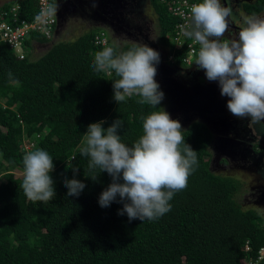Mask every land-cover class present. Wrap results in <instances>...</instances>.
Instances as JSON below:
<instances>
[{
  "label": "trees",
  "instance_id": "16d2710c",
  "mask_svg": "<svg viewBox=\"0 0 264 264\" xmlns=\"http://www.w3.org/2000/svg\"><path fill=\"white\" fill-rule=\"evenodd\" d=\"M15 3L27 22L34 20L36 0L4 3L0 14ZM150 4L159 49L174 53L182 66L183 55L171 41L176 20L159 0ZM245 11L259 15L264 0L246 5ZM101 31L91 28L73 42L55 43L54 36L30 33L21 59L0 42V264H246L264 246V218L240 208L235 180L209 171L212 135L199 122L182 130L185 143L197 152L196 164L187 186L169 201V212L151 221L129 220L118 214L127 202L118 196L108 207L99 205L112 178L98 168L90 170V157L80 155L88 125L103 121L106 129L120 120L117 134L130 147L143 135V117L158 110L139 103L137 95L119 103L113 99L119 77L92 67L102 51L94 43ZM36 45L49 48L34 57ZM132 46L110 43L116 54ZM157 108H163L162 102ZM36 149L53 159L55 197L50 202H32L20 187L23 157ZM73 178L85 184L78 197L67 196L64 187V180Z\"/></svg>",
  "mask_w": 264,
  "mask_h": 264
},
{
  "label": "clouds",
  "instance_id": "9594fccd",
  "mask_svg": "<svg viewBox=\"0 0 264 264\" xmlns=\"http://www.w3.org/2000/svg\"><path fill=\"white\" fill-rule=\"evenodd\" d=\"M57 10V0H53L43 15L56 22ZM190 13L191 22L182 30L200 47L196 65L188 69L178 66L176 60L168 61L173 53L159 48L155 51L144 44L134 43L131 49L116 54L110 47L111 34L101 31L108 47L95 54L92 67L97 72L114 71L119 77L113 82V99L119 103L137 95L141 97L139 103L158 109L143 117V135L130 147L121 142L117 133L122 123L115 120L106 129L102 127L103 121L89 124L85 146L80 149L81 156L90 157V170L98 168L99 173L106 172L112 178L99 196V205L108 207L118 196L121 202L127 201L118 214H126L129 220L151 221L169 212V201L187 186L196 164L197 152L185 143L180 122L171 119L163 108H157L164 94L154 79L156 64L161 80L176 81L188 72L203 69L208 81L218 82L221 96L229 98L226 106L233 116L250 118L252 123L264 121V19L246 17L238 39L235 36L228 39L224 34L229 31V18L233 15L230 6H223L220 0H202L190 7ZM118 19L122 24L121 10ZM170 68L174 71H169ZM22 163L24 175L20 187L25 197L32 202L54 199L50 175L54 164L50 155L36 149L27 153ZM76 171L73 168L74 174ZM63 183L67 196L71 197H78L85 188L84 183L74 178Z\"/></svg>",
  "mask_w": 264,
  "mask_h": 264
},
{
  "label": "flooded vegetation",
  "instance_id": "af4514ba",
  "mask_svg": "<svg viewBox=\"0 0 264 264\" xmlns=\"http://www.w3.org/2000/svg\"><path fill=\"white\" fill-rule=\"evenodd\" d=\"M57 1H61L60 3L57 2L58 10L61 12V17L57 19V24L66 13L83 17H89L88 9L92 11L93 16L97 14L101 15L102 13L99 0H70V3L66 5L64 4L68 2V0ZM146 1L147 0H121L122 4L120 10L122 11L123 19V23L121 24L122 27L129 26L130 28L132 26L135 16L141 13V7H138V5ZM220 2L225 7L230 6L233 13L229 18V31L226 32V35L224 34V38L230 39L235 36L238 39L239 29L244 24L246 17L259 19V15H250L245 11L246 5H253L257 0H220ZM64 7L65 9H63ZM131 19L134 20L131 21ZM180 78L181 79H177L175 83L178 84L182 90H190L194 96H197L192 100L190 107L181 109L179 102L174 112L179 115L178 121L183 125L199 117L202 119L199 123L205 125L211 133L212 138L208 146V156L206 157L209 171L213 175L233 180L237 179V177L232 175L228 176L227 173L230 170L236 175H239L240 172L254 175V178H246L242 175L239 176L244 181L254 180L257 182L258 186H260L259 191L262 193L261 190L264 189V121H261V123H252L250 118H238L233 116L226 106L229 98L221 96L218 82L208 81L203 69L198 68L180 76ZM161 85L168 88L169 83L164 84L163 82ZM203 89H209L208 94L205 95ZM196 92H199V94ZM170 102L172 101L170 100ZM173 102L174 104L177 103L175 99ZM219 157H223L221 162L218 160ZM231 165L234 166L232 167ZM235 181L239 184V189L234 198L241 208L244 201H238V199L241 196V192H243L242 183L239 182L240 178L239 181ZM253 189L254 186L249 187L250 191H254ZM253 195L254 193L250 192V196ZM252 205H257V207L262 208L261 211L257 212L264 216L263 193L261 196H257V201H254L250 205H246V210H249Z\"/></svg>",
  "mask_w": 264,
  "mask_h": 264
},
{
  "label": "rangeland",
  "instance_id": "374dc122",
  "mask_svg": "<svg viewBox=\"0 0 264 264\" xmlns=\"http://www.w3.org/2000/svg\"><path fill=\"white\" fill-rule=\"evenodd\" d=\"M10 1H12V0H0V6L4 3L10 2ZM57 2L60 3L61 1H57ZM150 2H151L150 0H147L146 2L140 3L138 5V7H141L140 8L141 13L139 15L135 16V20L131 19V21L134 20V22L130 28H129V26L128 27H126V26L122 27V25L119 23V21H120L119 19H117L116 21H112L108 17H105V18L99 17V15L93 16V13L90 9H88V16L89 17L73 16L70 13H66L62 16L61 21L57 24L56 31L53 34L54 38H53L52 42H54V43L59 42V41L73 42L79 36L83 35L85 33V31H87L91 28L101 27V28H106V30L105 29H99V30L105 31L107 35L111 34L110 35L111 42H113V44H115L119 47H122L125 44L138 43V44L147 45L148 47L157 51L159 48V46L157 44V32H158L157 18H156V15L154 13L153 8L151 7ZM66 4H67V2L64 5H66ZM259 19H264V11L259 14ZM130 23H132V22H130ZM225 35H226V33H225ZM48 48H49V45H36V46H34V50H33L34 55L33 56L34 57L40 56ZM155 67L157 69V74L154 77V79L160 86L159 90L162 91L164 94L163 100L161 101L163 109L170 115L171 119L178 121L179 115L175 114L174 111L179 105V100L176 97L175 100L177 101V103L174 104L173 95L170 94L167 87L161 85V83H163V81L160 78L162 75L158 73L159 67L157 66V64ZM188 68H190V67H188ZM169 71H174V68H170ZM182 73H186V72H182ZM170 100L172 102H170ZM201 121H202V119L197 117V118L189 121L188 123H186V125H183L182 123H180V124L182 126V130H184V129H186V127L190 123L201 122ZM27 149H29V146H26V150ZM222 158L223 157H219L218 160H220V162H221ZM231 166L233 167L234 165H231ZM213 172H215V171H213ZM227 175L228 176H231V175L236 176L237 179H235V178L234 179L237 181H239V178H240L239 182L242 183L241 185H242L243 192H241V196L239 197L238 201H244L243 204L241 205V208L243 210H246V205H250L254 201H257V196H259V195L261 196L262 193L264 196V192H263L264 189L261 190L262 191V193H261L259 191L260 186H258L257 182H255L254 180L244 181L239 176V175H242L246 178H254V175H251L249 173H244V172H240L239 175H236L234 172H231V170L227 173ZM250 186H254V189H253L254 191L249 190ZM250 192H253L254 195L250 196ZM250 209H253L256 211H261L262 208L257 207V205H252V207ZM263 218H264V216H263Z\"/></svg>",
  "mask_w": 264,
  "mask_h": 264
},
{
  "label": "built area",
  "instance_id": "2783aa9c",
  "mask_svg": "<svg viewBox=\"0 0 264 264\" xmlns=\"http://www.w3.org/2000/svg\"><path fill=\"white\" fill-rule=\"evenodd\" d=\"M37 12L34 20L27 22L19 12L20 7L15 4L8 11L0 14V42L7 44V46L14 51L18 57L23 58L22 46L30 33L39 32L44 35L46 39L53 36V31L57 28L56 22H52L51 18L43 15V12L48 5L53 3V0H36ZM167 6V11L170 17L176 20L174 31L172 33L171 41L174 51L181 53V62L185 67H193L196 61V53L199 50V44L193 39L185 35L182 29H186L191 22L190 7L193 4L200 3L202 0H160ZM39 17V19H38ZM55 28V30H54ZM94 43L101 48L108 47L107 40L104 33L95 36ZM176 56L173 54L168 56V61L173 63ZM245 251H249L248 244L245 245ZM246 264H264V246L258 251L255 258L248 259Z\"/></svg>",
  "mask_w": 264,
  "mask_h": 264
},
{
  "label": "water",
  "instance_id": "95a60500",
  "mask_svg": "<svg viewBox=\"0 0 264 264\" xmlns=\"http://www.w3.org/2000/svg\"><path fill=\"white\" fill-rule=\"evenodd\" d=\"M67 3H70V0H68ZM99 6L102 10V13H101V15H99V17H104V18L108 17L112 21H116L118 19L119 11L121 8V0H99ZM63 9H65V7ZM96 16H98V14ZM56 17H57V19H59L61 17L60 10H57ZM169 79L170 80H168L167 78H163L162 81L164 82V84L169 83L168 91L170 92V94L175 96V99L177 97V99L180 102L181 109H183L185 107H190L192 100L197 95L194 96L192 94V92H190V90H187V91L182 90V88L178 84L175 83V80H173L171 78H169ZM208 91H209V89H207V90L203 89V93L205 95L208 94ZM196 93L199 94V92H196Z\"/></svg>",
  "mask_w": 264,
  "mask_h": 264
}]
</instances>
